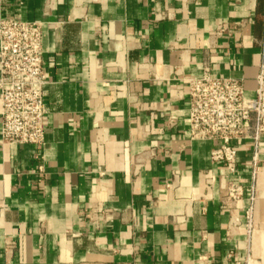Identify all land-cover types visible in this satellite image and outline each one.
<instances>
[{
	"label": "crops",
	"instance_id": "1",
	"mask_svg": "<svg viewBox=\"0 0 264 264\" xmlns=\"http://www.w3.org/2000/svg\"><path fill=\"white\" fill-rule=\"evenodd\" d=\"M3 19L41 24L47 84L43 144L0 137V264H264L250 143L233 205L214 143L187 137L203 68L254 97L264 0H0Z\"/></svg>",
	"mask_w": 264,
	"mask_h": 264
},
{
	"label": "built area",
	"instance_id": "2",
	"mask_svg": "<svg viewBox=\"0 0 264 264\" xmlns=\"http://www.w3.org/2000/svg\"><path fill=\"white\" fill-rule=\"evenodd\" d=\"M220 33V32H219ZM253 98L244 96L242 80L210 75L188 80L187 137L214 143L209 158L226 170L223 201L238 204L244 194L235 174L234 141L251 145L250 186L255 192L258 174L264 171V64L256 76ZM47 84L42 61V30L39 23L0 20V137L4 144L41 146L44 142L43 89ZM251 196L250 200L253 201ZM252 227V212H246Z\"/></svg>",
	"mask_w": 264,
	"mask_h": 264
},
{
	"label": "rangeland",
	"instance_id": "3",
	"mask_svg": "<svg viewBox=\"0 0 264 264\" xmlns=\"http://www.w3.org/2000/svg\"><path fill=\"white\" fill-rule=\"evenodd\" d=\"M251 229H252V227H251Z\"/></svg>",
	"mask_w": 264,
	"mask_h": 264
}]
</instances>
